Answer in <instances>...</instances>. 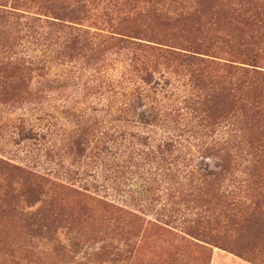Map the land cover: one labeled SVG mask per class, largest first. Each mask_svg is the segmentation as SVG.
<instances>
[{"label":"rangeland","instance_id":"obj_1","mask_svg":"<svg viewBox=\"0 0 264 264\" xmlns=\"http://www.w3.org/2000/svg\"><path fill=\"white\" fill-rule=\"evenodd\" d=\"M113 2L133 9L129 26L157 32V18L135 13L147 14L148 0ZM215 5L217 27L249 15L260 26L247 38L255 59L227 54L230 45L240 49L236 33L219 45L225 60L209 58L257 65L251 98L264 112V0ZM88 10L77 27L106 30L100 8ZM200 25L211 36L208 19ZM21 36H13L11 58H42L44 47ZM129 57H46L43 70L11 76L0 68V90L11 93L0 92V264H264L255 229H214L221 206L200 179L219 153L229 167L214 191L257 202L264 213V120L245 124L228 94L215 99L221 83L190 86L160 60L150 84H129ZM128 85L146 98L130 102Z\"/></svg>","mask_w":264,"mask_h":264},{"label":"trees","instance_id":"obj_2","mask_svg":"<svg viewBox=\"0 0 264 264\" xmlns=\"http://www.w3.org/2000/svg\"><path fill=\"white\" fill-rule=\"evenodd\" d=\"M148 1L153 6L147 9V14L139 10L135 13L139 18L146 15L157 18V32L146 26L143 29L140 26H129L128 16L133 9H120L113 0H0V53L6 54L5 60L0 62V68L11 76L43 70L46 57L74 58L88 55L94 59L106 52L126 51L131 53L127 63L131 80L129 84L136 85L137 80L144 85L150 84L153 78L149 69L156 67L155 62L160 60L167 68H172V74L184 73L190 86L204 90L213 82L221 83L215 99L219 95L228 94L231 111H243V120L247 125L260 124L264 120L263 104L251 98V94L257 90L252 78L258 74V66L242 63L252 67L249 70L237 66L235 61L226 60L221 63L211 59L225 60L219 56L223 51L219 45L231 43L232 33L239 35L240 49L230 45L227 54H244V57L255 59L252 42L247 40L253 39L254 32L260 28L254 16L249 15L242 21L217 27L218 10L215 2L218 0H168L165 4L160 0ZM26 3L37 5L40 12L30 14L18 8L24 7ZM90 8H100L101 19L104 21L101 23L106 24L100 27L106 30L96 28L100 30V33H96L77 27L88 19ZM120 14L125 15L120 18ZM207 19L211 26V36H204L200 25ZM20 34L22 38L33 37L34 41L44 47L42 58H11L13 36L19 38ZM146 58H150V61L143 60ZM166 84L169 85V82ZM1 90L11 94L6 87ZM122 91L130 102L145 97L139 86L133 90L128 85ZM215 157L213 169L200 172L201 183L209 186V192L206 191L204 195L213 196L218 202L215 205L221 206L218 215L213 216L211 225L214 229L233 228L240 233L253 228L259 238L264 239V213L257 202L247 204L245 199H236L232 192H221L219 188L214 191V187L220 186V182L226 179L229 167L227 158L219 153Z\"/></svg>","mask_w":264,"mask_h":264}]
</instances>
